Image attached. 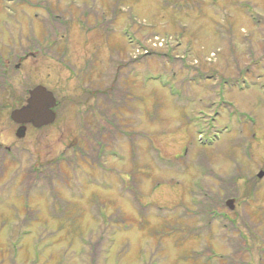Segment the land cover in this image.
<instances>
[{
  "label": "rangeland",
  "instance_id": "1",
  "mask_svg": "<svg viewBox=\"0 0 264 264\" xmlns=\"http://www.w3.org/2000/svg\"><path fill=\"white\" fill-rule=\"evenodd\" d=\"M9 7L0 0L14 64L0 77V264H264V0ZM36 85L55 120L17 138L10 111Z\"/></svg>",
  "mask_w": 264,
  "mask_h": 264
},
{
  "label": "water",
  "instance_id": "2",
  "mask_svg": "<svg viewBox=\"0 0 264 264\" xmlns=\"http://www.w3.org/2000/svg\"><path fill=\"white\" fill-rule=\"evenodd\" d=\"M28 94L29 97L26 103L10 113V119L19 125L15 131V135L18 138H22L25 135V124H31L34 128H41L53 123L55 120V114L52 110L55 100L50 91L44 86L36 85L28 91ZM263 175V171L257 173L258 178ZM226 204L231 209L233 208L232 199H228Z\"/></svg>",
  "mask_w": 264,
  "mask_h": 264
},
{
  "label": "trees",
  "instance_id": "3",
  "mask_svg": "<svg viewBox=\"0 0 264 264\" xmlns=\"http://www.w3.org/2000/svg\"><path fill=\"white\" fill-rule=\"evenodd\" d=\"M108 100H109V103H108ZM103 102L106 104H108V106H113V100H110L109 98L108 99H103ZM19 104V103H18ZM120 105H116V109H117V107H119ZM113 108H114V106H113ZM109 115H110V117H114L115 115H116V112H110L109 113ZM102 130H105V128H103ZM110 132H112L111 130L110 131H107V136L108 137H110L111 138V135H110ZM91 147V146H90ZM7 155V153H6V151H3L1 148H0V165H2L4 162H5V156ZM74 162V159H73V157L70 159V163L71 162ZM85 161V159H83V162ZM84 163H86V162H84ZM33 173H35V170L32 168V167H29L28 168V171H27V177H28V181H26V185H28V184H35L34 185V187L36 186V184H37V181H39V179H40V175L39 174H37V176H35V179H33V177H32V174ZM34 180V181H33ZM218 180H220V182H223V186H224V188H225V186H226V188L225 189H227V187L231 190L233 187H234V183L231 181V180H227V179H225V178H218ZM31 181H33V182H31ZM30 188V187H29ZM204 192H205V190H204ZM26 193V192H25ZM203 196H204V199L202 200L203 201V203H202V205H201V208H202V210L208 215V214H211L212 213V210L214 209V205H213V203H211L210 204V201H209V197L207 196V193L205 192L204 194H203ZM11 251V250H10ZM12 252L15 254V252H14V249H12ZM11 257L9 258L12 262H14V255H10ZM34 260L35 261H37V259L36 258H34ZM32 263H34V262H32ZM241 264H245V263H241Z\"/></svg>",
  "mask_w": 264,
  "mask_h": 264
},
{
  "label": "flooded vegetation",
  "instance_id": "4",
  "mask_svg": "<svg viewBox=\"0 0 264 264\" xmlns=\"http://www.w3.org/2000/svg\"><path fill=\"white\" fill-rule=\"evenodd\" d=\"M3 57L6 58L4 62L1 60ZM0 60V77H7L9 70H12L14 67L12 42L9 38H7L6 46L2 49L0 48Z\"/></svg>",
  "mask_w": 264,
  "mask_h": 264
}]
</instances>
